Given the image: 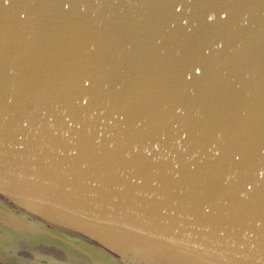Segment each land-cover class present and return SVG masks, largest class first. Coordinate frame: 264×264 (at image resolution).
Returning <instances> with one entry per match:
<instances>
[{
  "label": "water",
  "instance_id": "95a60500",
  "mask_svg": "<svg viewBox=\"0 0 264 264\" xmlns=\"http://www.w3.org/2000/svg\"><path fill=\"white\" fill-rule=\"evenodd\" d=\"M0 243L264 264V0H0Z\"/></svg>",
  "mask_w": 264,
  "mask_h": 264
},
{
  "label": "bare ground",
  "instance_id": "6f19581e",
  "mask_svg": "<svg viewBox=\"0 0 264 264\" xmlns=\"http://www.w3.org/2000/svg\"><path fill=\"white\" fill-rule=\"evenodd\" d=\"M0 255L6 256L8 261L11 262L12 264H26L21 257H18L8 252L2 243H0Z\"/></svg>",
  "mask_w": 264,
  "mask_h": 264
}]
</instances>
